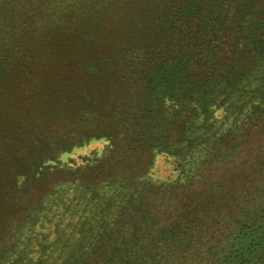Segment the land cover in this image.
<instances>
[{"label":"trees","instance_id":"16d2710c","mask_svg":"<svg viewBox=\"0 0 264 264\" xmlns=\"http://www.w3.org/2000/svg\"><path fill=\"white\" fill-rule=\"evenodd\" d=\"M12 2L0 0L1 20L11 17ZM126 2L92 0L87 12L100 14ZM137 2L134 11L124 12L137 39L118 41L107 56L80 62L88 74L103 79L101 74L109 73L118 80L110 109L98 101L104 93L95 91L74 96L57 114L71 119L85 139L109 141L96 160L99 183L79 192L84 205L76 220L74 198L65 199L64 189L57 190V201H43L68 214H44L46 204L35 214H0V264H212L216 242H210L213 235L205 238L208 218L237 207V221L251 227L252 215L264 213V142L251 145L264 130V0ZM24 36L11 47L0 38V82L8 78V68L21 64L7 59L12 50L29 46ZM33 89L42 95L41 86L24 91L19 84L11 93L36 96ZM13 102L16 106L14 97ZM218 109L223 124L213 116ZM1 131L0 149L14 144ZM243 151L249 166L248 159L234 163ZM155 153L174 158V180L149 179ZM2 160L0 173L5 170L13 185L17 175L23 176L22 185L48 178L38 168L40 158L16 157L10 170ZM55 217L48 241L52 233L36 227ZM263 250L264 236L219 264H257Z\"/></svg>","mask_w":264,"mask_h":264},{"label":"rangeland","instance_id":"374dc122","mask_svg":"<svg viewBox=\"0 0 264 264\" xmlns=\"http://www.w3.org/2000/svg\"><path fill=\"white\" fill-rule=\"evenodd\" d=\"M91 2L92 0H13L9 11L11 17L0 19V38L5 37L6 45L13 46V40H19L24 34L29 45L18 52H10L7 60L14 63L18 59L21 64L8 68V78L0 82L3 83L0 84V89L6 87V91L2 89L6 93L2 94L3 91H0V124L18 128L8 131L0 126L3 130L1 132L14 143L0 149V159H3L4 165L10 170L16 157H24L28 161L40 158L38 168L48 173L44 183L30 182L22 185L25 183L24 178L17 175L16 185H13L6 181L5 170H1L0 214H10L8 212L12 210L11 214H35V210L46 204L44 198H55L57 201V190L64 189L65 199L74 198L75 215L71 219L76 220V214L80 213L84 205L80 202L82 195L79 192L92 190L99 183L96 160L105 155L109 141L105 137L85 139L83 134L79 135L82 130L72 124L71 119L68 121L62 115L57 119V114L65 110L64 105L74 96L77 97L80 93L81 96L94 95L95 91L104 93L98 101L104 110L110 109L109 103L117 92L115 88L119 86L118 80L109 73L101 74L103 79L88 74L81 68L80 62L85 64L88 60L94 62V59L107 56L118 41L137 39L135 29L129 27L127 14L124 12L129 9L134 11L138 2L127 0L123 6L113 10L106 7L100 14L87 12ZM7 82L10 84L4 86ZM17 84L24 91L27 86H41L42 95L37 96V89H33L36 96L22 97V94L11 93ZM6 95L9 96L8 101H4L3 97ZM13 97L16 106L13 105ZM7 105L14 108H8ZM223 115L222 109L214 112V118L218 119L216 124H223ZM15 134H19V137L15 138ZM61 139L67 142H59ZM253 139L257 140L251 143L253 147L262 144L264 130L258 132ZM247 154L246 151L240 152L234 163L246 161ZM250 159L253 160V157L250 156ZM249 162L250 160L245 166H249ZM72 171L76 173L70 177ZM148 177L154 182L174 180L177 177L174 158L165 153H155ZM249 183L250 179L243 184L247 186ZM98 190L105 192L102 188ZM232 210L231 214H221L213 221L211 218L207 219L209 227L204 229H208L209 233L205 238L213 235L210 242H216L212 264L221 263L224 258L234 255L236 250H245L251 242H260L264 236V213L252 215V218L256 217V222L253 226L246 227L247 223L240 225L242 221H237L241 219L238 208L233 207ZM41 213L42 211L38 212ZM43 213L57 214V217L58 214H68L52 201L47 202ZM57 217L50 224L44 223L41 227H36L37 231L52 233ZM53 236V233L50 234L48 241ZM256 261L257 264L264 262V250Z\"/></svg>","mask_w":264,"mask_h":264}]
</instances>
